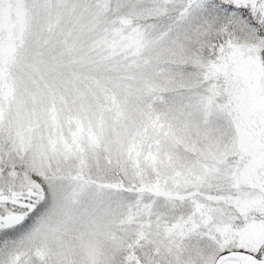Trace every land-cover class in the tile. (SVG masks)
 <instances>
[{"label": "snow or ice", "instance_id": "obj_1", "mask_svg": "<svg viewBox=\"0 0 264 264\" xmlns=\"http://www.w3.org/2000/svg\"><path fill=\"white\" fill-rule=\"evenodd\" d=\"M0 264H264V0H0Z\"/></svg>", "mask_w": 264, "mask_h": 264}]
</instances>
